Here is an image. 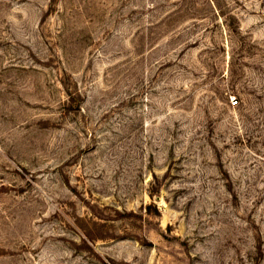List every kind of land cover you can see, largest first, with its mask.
Masks as SVG:
<instances>
[{"label":"rangeland","instance_id":"374dc122","mask_svg":"<svg viewBox=\"0 0 264 264\" xmlns=\"http://www.w3.org/2000/svg\"><path fill=\"white\" fill-rule=\"evenodd\" d=\"M0 264H264V0H0Z\"/></svg>","mask_w":264,"mask_h":264},{"label":"built area","instance_id":"2783aa9c","mask_svg":"<svg viewBox=\"0 0 264 264\" xmlns=\"http://www.w3.org/2000/svg\"><path fill=\"white\" fill-rule=\"evenodd\" d=\"M231 103L233 105H237L238 104V100L236 99V97H233V99L231 100Z\"/></svg>","mask_w":264,"mask_h":264}]
</instances>
